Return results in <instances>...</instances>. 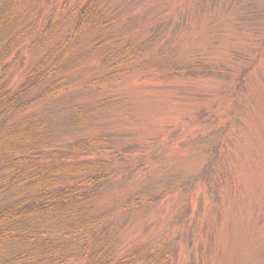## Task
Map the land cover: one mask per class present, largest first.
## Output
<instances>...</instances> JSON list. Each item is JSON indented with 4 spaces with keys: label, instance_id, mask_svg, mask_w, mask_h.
Masks as SVG:
<instances>
[{
    "label": "rangeland",
    "instance_id": "rangeland-1",
    "mask_svg": "<svg viewBox=\"0 0 264 264\" xmlns=\"http://www.w3.org/2000/svg\"><path fill=\"white\" fill-rule=\"evenodd\" d=\"M95 1L116 19L110 40L82 39L62 71L71 87L30 110L49 119L54 145L105 137L110 180L95 213L108 222L92 253L264 264V0ZM62 3L36 9L47 38L19 47L3 74L14 87L60 48ZM128 45L143 51L132 72L106 83L102 49L116 59Z\"/></svg>",
    "mask_w": 264,
    "mask_h": 264
},
{
    "label": "trees",
    "instance_id": "trees-1",
    "mask_svg": "<svg viewBox=\"0 0 264 264\" xmlns=\"http://www.w3.org/2000/svg\"><path fill=\"white\" fill-rule=\"evenodd\" d=\"M45 1L0 0V264H138L133 255L112 260L103 245L92 253L96 239L106 238L108 222L107 214L95 213L110 180L105 137L54 145L49 119L30 111L71 87L62 71L78 43L87 38L105 47L116 19L106 18L95 0H63L56 22L64 20L67 32L60 48L38 60L19 86L3 77L19 47L47 38L36 13ZM111 48L100 57L111 69L106 83L132 72L130 63L143 52L128 45L112 59ZM140 64L143 71L154 69Z\"/></svg>",
    "mask_w": 264,
    "mask_h": 264
}]
</instances>
